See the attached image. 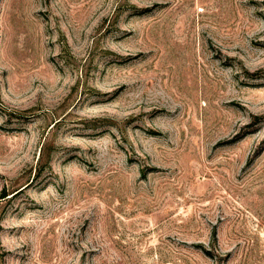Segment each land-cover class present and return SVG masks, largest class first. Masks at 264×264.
I'll return each mask as SVG.
<instances>
[{"label": "rangeland", "instance_id": "374dc122", "mask_svg": "<svg viewBox=\"0 0 264 264\" xmlns=\"http://www.w3.org/2000/svg\"><path fill=\"white\" fill-rule=\"evenodd\" d=\"M0 264H264V0H0Z\"/></svg>", "mask_w": 264, "mask_h": 264}, {"label": "trees", "instance_id": "16d2710c", "mask_svg": "<svg viewBox=\"0 0 264 264\" xmlns=\"http://www.w3.org/2000/svg\"><path fill=\"white\" fill-rule=\"evenodd\" d=\"M6 196V193H3L2 195H0V197H5Z\"/></svg>", "mask_w": 264, "mask_h": 264}, {"label": "bare ground", "instance_id": "6f19581e", "mask_svg": "<svg viewBox=\"0 0 264 264\" xmlns=\"http://www.w3.org/2000/svg\"><path fill=\"white\" fill-rule=\"evenodd\" d=\"M167 264H171V263H167Z\"/></svg>", "mask_w": 264, "mask_h": 264}]
</instances>
